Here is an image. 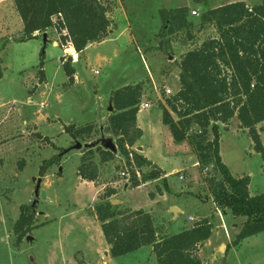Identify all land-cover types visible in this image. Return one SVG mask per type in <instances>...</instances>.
Here are the masks:
<instances>
[{
	"label": "rangeland",
	"instance_id": "obj_1",
	"mask_svg": "<svg viewBox=\"0 0 264 264\" xmlns=\"http://www.w3.org/2000/svg\"><path fill=\"white\" fill-rule=\"evenodd\" d=\"M9 1L0 0L3 71L0 78V264H157L149 245L118 257L103 254L100 222L90 215L94 206L103 200L104 193L98 192L97 181H119V195L112 196L113 200L125 199L127 195L133 204L141 195L134 191L127 194L128 190L123 189L125 182L129 188L132 186L131 177L121 174L129 169L119 151L103 166L98 148L94 147L101 178L93 184L84 182L77 175L83 152L71 148L75 140L63 129L68 124L95 122L92 135L78 141L92 142L102 134L112 136L105 130L111 92L138 82H145L143 102L150 103L139 114L143 129L140 144L166 174L149 181L147 187L154 194L168 188L170 202H176L181 208L176 218L166 207L152 209L159 232L174 233L204 216L213 228L210 238L197 251L203 264H264V231L237 246L232 244L246 218L231 212L224 215L217 208L209 185L199 171L192 145L187 140L174 141L170 128L162 122L165 88L174 93L179 89L176 62L188 48L209 36H217V32L213 27L195 31L186 44L182 34L164 51L157 47L161 26L159 10L189 4L190 17L198 20L204 9L224 4L226 0H205L195 5L191 0H102L109 9L110 29L118 28L120 21L122 28L129 23L128 34L110 36L85 48L84 54L72 63L76 70L73 84L67 83L61 64L64 55L71 56L72 60L75 57L64 51L69 45L62 44L60 39L63 48L53 44L52 40L59 37L53 27L47 31L46 42L41 32H36L39 34L36 38L17 41L24 37L20 32L22 20ZM192 10L198 11V15H193ZM108 36L109 33L105 38ZM41 57L42 67L39 66ZM40 68L46 81L38 79ZM238 121L235 117L228 130H221L223 159L232 172L249 175L252 193L258 194L264 191L263 159L260 153L253 152L248 135L236 133L234 122ZM256 127L264 146V121ZM55 155H61L59 161L47 165ZM38 179H41L40 190L46 192L44 199L35 194ZM34 203L36 226L19 241L13 225L20 216L21 206ZM189 215L195 220L189 221ZM29 235L32 240L27 239Z\"/></svg>",
	"mask_w": 264,
	"mask_h": 264
},
{
	"label": "trees",
	"instance_id": "obj_2",
	"mask_svg": "<svg viewBox=\"0 0 264 264\" xmlns=\"http://www.w3.org/2000/svg\"><path fill=\"white\" fill-rule=\"evenodd\" d=\"M193 1L202 3L205 0ZM13 3L23 23L24 37L17 41L35 38L36 32L48 33L53 27L61 43L68 44V51L74 56L88 44L102 41L112 23L107 14L109 9L102 0H13ZM159 14L161 26L157 47L164 51L169 50L171 42L182 34H185L183 44H186L195 31L213 27L217 32V36H209L188 48L176 62L179 89L166 97L162 122L170 128L174 141L187 140L192 145L199 171L209 185L217 208L223 213L231 212L246 218L232 240L237 246L244 239L264 231V191L251 195V177L233 175L222 161L220 124L227 127L233 117L238 118L240 127L247 129L252 139L254 151L260 153L264 169V146L256 127L264 121V0L253 6L235 1L206 8L198 20L190 17L188 6L162 8ZM61 61L69 84H73L76 71L72 57L64 55ZM38 71V79L42 82L44 71L42 68ZM2 76L0 60V78ZM144 83L124 85L111 92L109 102L113 110L105 128L115 138L118 150L125 158L133 187L164 175L157 164L134 148L143 134L137 125V113ZM63 129L76 141L91 136L94 124H68ZM97 148L100 163L116 156L100 146ZM82 152L77 175L97 181L100 166L95 159L94 147ZM60 156H53L47 165L59 161ZM206 165H212L211 172H203ZM135 169L140 172V177ZM43 170L42 167V173ZM209 175L212 176L208 178ZM115 193L114 188H106L103 200L90 214L100 222L111 256L118 257L151 245L157 264H203L197 251L212 234L209 218H202L174 233L159 232L149 212L113 204L110 197ZM150 195L154 197L155 194ZM35 207L36 204L21 206L20 216L13 225L19 241L36 226Z\"/></svg>",
	"mask_w": 264,
	"mask_h": 264
},
{
	"label": "crops",
	"instance_id": "obj_3",
	"mask_svg": "<svg viewBox=\"0 0 264 264\" xmlns=\"http://www.w3.org/2000/svg\"><path fill=\"white\" fill-rule=\"evenodd\" d=\"M192 2H193V4L195 5V2L193 1V0H191ZM235 1H244L245 3H247L249 6H253V5H255V4H258V3H260L262 0H226L225 1V3H230V2H235ZM9 3L11 4V6H12V10L14 11H17L16 10V7L14 6V3H13V0H11V2L9 1ZM224 3V4H225ZM186 6H188L189 7V4H185ZM220 5H222V4H220ZM217 6H219V5H217ZM216 6V7H217ZM211 8H213V7H211ZM14 11V12H15ZM17 13H18V11H17ZM22 20V19H21ZM22 22V21H21ZM129 27V23H126L125 25H124V27L122 28L121 27V21H120V23H119V26H118V28H114V29H110V31H109V36L108 37H106L104 40H102V41H100V42H103V41H105V40H107L110 36L111 37H119V36H121V35H127L128 33H127V28ZM20 32H23V23H22V27H21V29H20ZM35 34H37V33H35ZM48 34V33H47ZM38 36H39V34H38ZM47 37H49L48 35H47ZM36 38V37H35ZM58 39H60L58 36L56 37V39L55 40H52V42H53V44H55V45H58V46H61L60 44H59V40ZM94 43H96V42H94ZM91 44H93V43H90V44H88L87 45V47L88 46H90ZM62 47V46H61ZM86 47V48H87ZM63 48V47H62ZM75 50V49H74ZM64 51L66 52V54H67V52H68V49H65L64 48ZM84 51H85V49L82 51V52H80V53H77L76 51V54H75V57L73 58V61H72V63H74L78 58H80V56H82L83 54H84ZM0 60H1V58H0ZM62 62V61H61ZM62 64V63H61ZM74 66V65H73ZM76 71V70H75ZM44 80L46 81V77H45V74H44ZM66 79H67V83L69 84V82H68V77L66 76ZM75 79H76V73H75ZM76 81V80H75ZM143 98H146V97H144V94H143V97H142V102H143ZM145 102H147V101H145ZM147 103H149V102H147ZM111 105V104H110ZM164 105V103L161 105V107ZM150 107V103H149V106H147V107H142V108H140L139 109V111H138V113H137V125L142 129V127H141V124H140V116H139V114L144 110V109H146V108H149ZM107 111H108V113L106 114V117L111 113V111H109L108 109H107ZM236 117V116H235ZM235 117H233L232 118V120H231V122H230V124L225 128V125H223V124H220V136H221V134H222V131L221 130H223V129H226V130H228L230 127H231V123H233V121H234V119H235ZM89 122H93V120L92 121H89ZM97 122V121H96ZM93 123H95V122H93ZM235 123V125L237 126L236 127V133L238 134V133H244V134H246V135H248V133H247V129H244V128H242V127H240V123H239V121L238 122H234ZM142 132H143V129H142ZM249 136V135H248ZM143 137V134H142V136L140 137V139H138V141L136 142V145L134 146V148H135V150H137L139 153H141L143 156H145L147 159H149V160H151V162H153V163H155V164H157L156 162H154L145 152H144V147H142L141 146V138ZM221 144V143H220ZM138 147H141V150H139L138 149ZM251 147H253V143H252V141H251ZM253 152H255V151H253ZM82 153V152H81ZM117 155V154H116ZM220 155H221V158H222V161L228 166V168L230 169V171L232 172V170H231V168H230V166H229V164L227 163V162H225L224 161V159H223V153H222V150H221V145H220ZM111 161V160H110ZM107 162H109V161H107ZM107 162H104V163H101L103 166L104 165H107ZM197 162H198V158H197ZM158 165V164H157ZM159 166V165H158ZM160 167V166H159ZM161 168V167H160ZM162 169V168H161ZM100 170H101V168H100ZM163 170V169H162ZM232 174L233 175H235V176H240V175H244L245 173H240V174H238V173H234V172H232ZM245 175H247V174H245ZM79 177V176H78ZM164 177H166V174L164 173ZM80 178V177H79ZM100 178H101V176H100ZM103 178V177H102ZM81 179V178H80ZM156 180H158V179H156ZM155 181V180H154ZM84 182H87V183H91V184H93L94 182L93 181H84ZM119 181H106V180H102V179H100V181H97V187H98V192H100V193H104V190L106 189V188H109V187H111V188H114L115 190H116V193L115 194H113L112 196H114V195H119V191H118V186H117V183H118ZM149 182V181H148ZM148 182H146V183H143V184H141V185H138V186H136V187H131V188H129V184L128 183H124V190L125 191H127L126 193L128 194L130 191H134V192H136V193H138V194H140L141 195V199L140 200H136L135 202L136 203H133V204H131V202H130V200H131V197H127V195H126V198L125 199H119V200H117L118 202L116 203V204H118L119 205V207H121V208H126V207H129V208H132V209H144L145 211H147V212H149L151 215H152V218H153V220H154V216H153V214H152V209L153 208H155V207H161V208H164V207H166L167 209H168V211H170V212H172L173 213V218H176L177 217V214H178V212H180V210H181V208H180V206L176 203V202H174V201H171L170 202V196L169 195H171V192L170 191H166V190H161L160 192H158V193H155V195H154V197H151V193H152V190H150L148 187H147V185L149 184ZM249 187H250V194L251 195H255V194H253L252 193V190H251V182H250V185H249ZM188 192L189 193H192V194H194L193 192H191L190 190H188ZM111 196V197H112ZM111 197H110V200H113V199H111ZM180 197V196H179ZM214 203V202H213ZM173 207H176L177 209H176V211L175 212H173L172 211V208ZM227 213L228 212H226V213H223L224 215H227ZM190 216V215H189ZM188 216V217H189ZM203 218H207V217H204L203 216ZM155 221V220H154ZM99 222V221H98ZM156 223V222H155ZM100 224V223H99ZM183 227H185V226H183ZM183 227H181L179 230H181ZM100 228H101V226H100ZM235 228H238V226H236ZM178 230V231H179ZM101 231H102V229H101ZM177 232V231H176ZM238 232V231H237ZM166 233H168L167 231H166ZM101 241H102V251H103V254L106 256V257H112L111 256V254H110V245L106 242V240H105V238H104V235H103V232H102V236H101ZM222 246V245H221ZM145 247H147V246H143V247H141V248H139V249H137V250H135V251H139V250H141V249H143V248H145ZM149 247H150V250L152 251V246L151 245H149ZM157 262V261H156Z\"/></svg>",
	"mask_w": 264,
	"mask_h": 264
},
{
	"label": "water",
	"instance_id": "obj_4",
	"mask_svg": "<svg viewBox=\"0 0 264 264\" xmlns=\"http://www.w3.org/2000/svg\"><path fill=\"white\" fill-rule=\"evenodd\" d=\"M43 40L44 42H46L47 40V33H44L43 34ZM109 111L112 112L113 110V106L110 105L109 108H108ZM97 146H101L103 149L105 150H109L115 154L118 153V147H117V144L114 140V138L112 136H105L104 134H102L100 137H98L97 139L93 140L92 142H86V143H82L78 140H76L74 142V144H72L71 148L73 149H78V150H81V151H84L85 149H88L90 147H97ZM139 150H141V147H138ZM66 150L63 152L65 153ZM35 180V178H33ZM40 184H41V179H38L37 182H36V187H35V194L37 196H41V198H46V192L44 190H40ZM111 202L113 204H116L118 201L117 200H111ZM36 203V202H35ZM35 203L33 205H35ZM176 207H173L172 208V211L175 212L176 211ZM28 240H32V236H28L27 237ZM224 247V245L221 246V248Z\"/></svg>",
	"mask_w": 264,
	"mask_h": 264
},
{
	"label": "built area",
	"instance_id": "obj_5",
	"mask_svg": "<svg viewBox=\"0 0 264 264\" xmlns=\"http://www.w3.org/2000/svg\"><path fill=\"white\" fill-rule=\"evenodd\" d=\"M192 14H193V15H198V11H196V10H192ZM95 72L98 73L97 70H95ZM165 94H166L167 96H170V95L174 94V92H172V90H171L170 88H165ZM147 106H149V103H147V102H141L140 105H139V109L142 108V107H147ZM197 164H198V163H197ZM211 168H212V165H206V166H204L203 172L206 173V172H208ZM135 171H136V175H137L138 177H140V172H139L137 169H135ZM121 174H122L123 176L128 177V178L131 177L129 171H126V172L123 171ZM180 179H183V176H182V175L180 176ZM188 220H189V221H194L195 218H194L193 216L190 215V216L188 217Z\"/></svg>",
	"mask_w": 264,
	"mask_h": 264
}]
</instances>
